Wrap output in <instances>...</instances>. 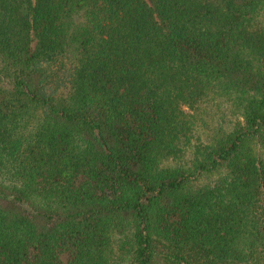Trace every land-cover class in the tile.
<instances>
[{"label":"trees","instance_id":"1","mask_svg":"<svg viewBox=\"0 0 264 264\" xmlns=\"http://www.w3.org/2000/svg\"><path fill=\"white\" fill-rule=\"evenodd\" d=\"M0 264H264V0H0Z\"/></svg>","mask_w":264,"mask_h":264}]
</instances>
